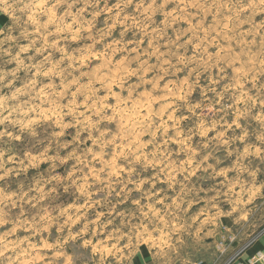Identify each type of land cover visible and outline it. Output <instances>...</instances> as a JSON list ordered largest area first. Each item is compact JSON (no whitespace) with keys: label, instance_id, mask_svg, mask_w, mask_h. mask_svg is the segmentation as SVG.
I'll list each match as a JSON object with an SVG mask.
<instances>
[{"label":"rangeland","instance_id":"rangeland-1","mask_svg":"<svg viewBox=\"0 0 264 264\" xmlns=\"http://www.w3.org/2000/svg\"><path fill=\"white\" fill-rule=\"evenodd\" d=\"M253 250L264 0H0V264Z\"/></svg>","mask_w":264,"mask_h":264},{"label":"crops","instance_id":"crops-1","mask_svg":"<svg viewBox=\"0 0 264 264\" xmlns=\"http://www.w3.org/2000/svg\"><path fill=\"white\" fill-rule=\"evenodd\" d=\"M259 254L261 255L263 253H259V250H257V253H255L254 250L250 251V252L248 251L247 253H244V255L237 257L236 260L234 262H232V264H255V262L257 260H259V258L261 259V256ZM252 257H253V259H251ZM201 264H203V263H201ZM204 264H206V263H204Z\"/></svg>","mask_w":264,"mask_h":264}]
</instances>
